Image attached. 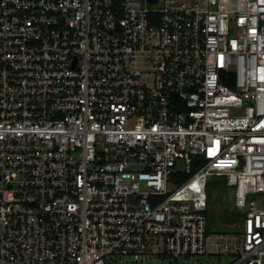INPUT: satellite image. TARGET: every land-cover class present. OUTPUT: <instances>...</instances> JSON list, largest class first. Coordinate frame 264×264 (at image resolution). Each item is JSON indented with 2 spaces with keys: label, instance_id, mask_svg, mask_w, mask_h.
I'll list each match as a JSON object with an SVG mask.
<instances>
[{
  "label": "built area",
  "instance_id": "built-area-1",
  "mask_svg": "<svg viewBox=\"0 0 264 264\" xmlns=\"http://www.w3.org/2000/svg\"><path fill=\"white\" fill-rule=\"evenodd\" d=\"M218 254L264 264V0H0V264Z\"/></svg>",
  "mask_w": 264,
  "mask_h": 264
},
{
  "label": "rangeland",
  "instance_id": "rangeland-1",
  "mask_svg": "<svg viewBox=\"0 0 264 264\" xmlns=\"http://www.w3.org/2000/svg\"><path fill=\"white\" fill-rule=\"evenodd\" d=\"M216 179L213 177L211 181V189L212 195H210L211 199V207L213 209L215 223L212 225L213 232H219L224 234H229L230 239L237 234L239 229L242 228L243 217L241 214L239 217H232V219H228L230 215H225V211L236 212V207L234 204V188L230 186H225L220 181H215ZM256 198L260 199L262 195L260 193H256L254 195ZM210 257H205V259H209ZM217 264H225L229 261V256L226 254H218L213 259ZM192 261L188 260L184 257H181L177 260H162V264H191Z\"/></svg>",
  "mask_w": 264,
  "mask_h": 264
},
{
  "label": "trees",
  "instance_id": "trees-1",
  "mask_svg": "<svg viewBox=\"0 0 264 264\" xmlns=\"http://www.w3.org/2000/svg\"><path fill=\"white\" fill-rule=\"evenodd\" d=\"M216 180L215 181H220L222 182L225 186H229L227 181H226V178L224 176H213ZM212 177V178H213ZM212 178L209 180V183H208V186H207V190H208V196H209V204H208V229L209 231H213V227L212 225L215 223V219H214V214H213V209L211 207V199H210V195H212V189H211V181H212ZM225 215H230V217L228 218L229 220L232 219V217H239L240 213L236 210L233 211V212H229V211H225Z\"/></svg>",
  "mask_w": 264,
  "mask_h": 264
}]
</instances>
